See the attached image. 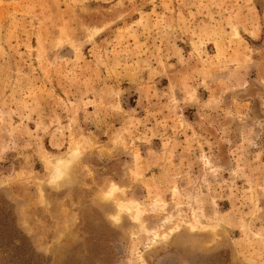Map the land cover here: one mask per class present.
Here are the masks:
<instances>
[{
  "label": "rangeland",
  "instance_id": "obj_1",
  "mask_svg": "<svg viewBox=\"0 0 264 264\" xmlns=\"http://www.w3.org/2000/svg\"><path fill=\"white\" fill-rule=\"evenodd\" d=\"M0 264H264V0H0Z\"/></svg>",
  "mask_w": 264,
  "mask_h": 264
}]
</instances>
